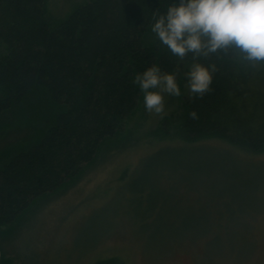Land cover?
<instances>
[{"label": "trees", "instance_id": "16d2710c", "mask_svg": "<svg viewBox=\"0 0 264 264\" xmlns=\"http://www.w3.org/2000/svg\"><path fill=\"white\" fill-rule=\"evenodd\" d=\"M46 1L0 0V116L15 109L45 115L39 141L0 161V228L126 132L143 103L135 77L151 66L177 73L181 95L165 96L160 130H175L185 144L159 149L146 169L203 139L264 150V62L245 61L232 48L198 57L214 71L209 91L196 97L185 86L183 62L151 32L168 0H91L57 26Z\"/></svg>", "mask_w": 264, "mask_h": 264}, {"label": "rangeland", "instance_id": "374dc122", "mask_svg": "<svg viewBox=\"0 0 264 264\" xmlns=\"http://www.w3.org/2000/svg\"><path fill=\"white\" fill-rule=\"evenodd\" d=\"M90 1L47 0L50 22ZM165 115L143 102L92 163L0 228V264H264V150L203 139L146 169L185 144L161 134ZM44 117L1 115L0 161L38 142Z\"/></svg>", "mask_w": 264, "mask_h": 264}, {"label": "clouds", "instance_id": "9594fccd", "mask_svg": "<svg viewBox=\"0 0 264 264\" xmlns=\"http://www.w3.org/2000/svg\"><path fill=\"white\" fill-rule=\"evenodd\" d=\"M151 32L183 62L189 92L202 97L210 89L214 69L197 58L232 48L249 62H264V0H168L154 14ZM147 112L161 115L165 96L178 97L177 73L151 66L135 77ZM196 117V113H191Z\"/></svg>", "mask_w": 264, "mask_h": 264}, {"label": "water", "instance_id": "95a60500", "mask_svg": "<svg viewBox=\"0 0 264 264\" xmlns=\"http://www.w3.org/2000/svg\"><path fill=\"white\" fill-rule=\"evenodd\" d=\"M0 259H1V251H0Z\"/></svg>", "mask_w": 264, "mask_h": 264}]
</instances>
